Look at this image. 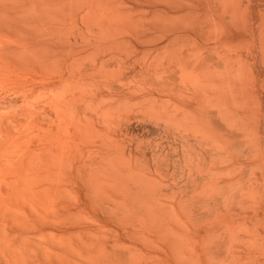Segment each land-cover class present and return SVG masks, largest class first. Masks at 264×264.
<instances>
[{
  "label": "bare ground",
  "instance_id": "1",
  "mask_svg": "<svg viewBox=\"0 0 264 264\" xmlns=\"http://www.w3.org/2000/svg\"><path fill=\"white\" fill-rule=\"evenodd\" d=\"M0 264H264V0H0Z\"/></svg>",
  "mask_w": 264,
  "mask_h": 264
}]
</instances>
